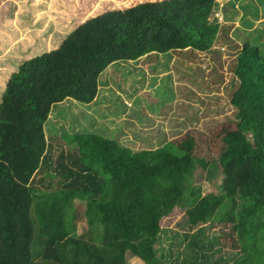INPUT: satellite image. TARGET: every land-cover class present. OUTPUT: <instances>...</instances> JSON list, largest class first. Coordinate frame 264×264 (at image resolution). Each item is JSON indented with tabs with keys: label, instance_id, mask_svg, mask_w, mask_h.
I'll return each instance as SVG.
<instances>
[{
	"label": "trees",
	"instance_id": "trees-1",
	"mask_svg": "<svg viewBox=\"0 0 264 264\" xmlns=\"http://www.w3.org/2000/svg\"><path fill=\"white\" fill-rule=\"evenodd\" d=\"M217 5L107 9L11 74L0 100V264H127L131 256L143 264H264V57L256 47L245 44L238 57L233 120L177 128L172 140L139 151L89 130L63 133L64 143L46 136L53 108L94 102L110 66L209 49L222 28ZM197 173L218 191L201 196ZM181 202L194 207L181 222L185 246L165 254L156 248L168 233L160 223ZM76 203L95 238L78 234ZM200 221L218 227L231 251L214 250Z\"/></svg>",
	"mask_w": 264,
	"mask_h": 264
},
{
	"label": "rangeland",
	"instance_id": "rangeland-1",
	"mask_svg": "<svg viewBox=\"0 0 264 264\" xmlns=\"http://www.w3.org/2000/svg\"><path fill=\"white\" fill-rule=\"evenodd\" d=\"M163 1L0 0V100L8 79L22 63L58 49L82 22L107 9L124 10ZM216 2L215 17L222 28L209 49L173 50L110 66L94 102L83 105L68 100L53 108L45 125L46 136L58 134V142L64 143L63 133L89 130L139 151L152 148L153 142L164 137L172 140L177 128L183 132L190 128L205 131L233 120L236 109L231 95L239 85L234 73L239 54L249 44L264 57V0ZM198 173L194 184L201 188V196L218 191L214 183L197 177ZM193 208L181 202L162 219L160 225L168 233L160 235L156 248L165 254L183 249L181 222L189 218ZM76 209L80 214L78 234L95 238L90 234L84 207L76 203ZM201 227L208 230L210 240L214 237L217 241L214 250L221 249L219 254L231 251V240L218 227L210 229L200 221L196 229ZM176 232L179 237L173 236ZM127 264L143 262L131 256Z\"/></svg>",
	"mask_w": 264,
	"mask_h": 264
},
{
	"label": "crops",
	"instance_id": "crops-1",
	"mask_svg": "<svg viewBox=\"0 0 264 264\" xmlns=\"http://www.w3.org/2000/svg\"><path fill=\"white\" fill-rule=\"evenodd\" d=\"M101 87V85L99 86V88ZM225 264H227L226 262H225Z\"/></svg>",
	"mask_w": 264,
	"mask_h": 264
}]
</instances>
